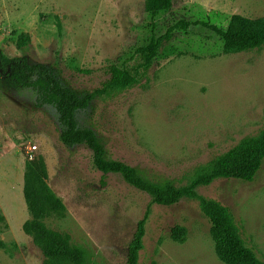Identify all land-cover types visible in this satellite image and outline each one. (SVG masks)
I'll use <instances>...</instances> for the list:
<instances>
[{"label":"rangeland","instance_id":"obj_1","mask_svg":"<svg viewBox=\"0 0 264 264\" xmlns=\"http://www.w3.org/2000/svg\"><path fill=\"white\" fill-rule=\"evenodd\" d=\"M146 2L0 0V53L52 68L80 95L101 88L111 66L125 65L139 83L94 100L78 112L79 127L97 134L108 159L136 167L151 180L184 186L199 168L264 129V46L225 55L212 30L193 25L176 32L163 48L164 58L145 72L133 53L152 36ZM237 14L263 17L264 0H175L155 35L162 37L181 20L225 28ZM20 33L31 36L27 47L18 48ZM62 130L56 109L41 105L33 90L6 83L0 88V264L45 263L23 231L31 219L23 192L26 166L37 157L67 208L65 216L52 214L45 224L86 249L85 264H126L147 210L138 264H224L199 199L155 204L121 175L99 171L87 146H65ZM197 193L231 210L246 245L264 261V164L253 182L221 179ZM175 226L188 231L182 243L171 237Z\"/></svg>","mask_w":264,"mask_h":264},{"label":"trees","instance_id":"obj_2","mask_svg":"<svg viewBox=\"0 0 264 264\" xmlns=\"http://www.w3.org/2000/svg\"><path fill=\"white\" fill-rule=\"evenodd\" d=\"M175 0H147L146 11L152 36L148 42L134 48V58L142 60L147 72L164 58L163 48L176 32H188L193 25H202L212 30L223 42V54L230 55L251 51L264 46V16L256 19L233 15L227 27L222 28L205 22L181 20L171 26L162 37L155 35L159 20L174 7ZM59 33L62 24L57 17ZM31 42L28 33L17 35L18 48L27 47ZM4 83L18 88L33 90L41 105L53 106L63 127L60 135L67 147L85 145L93 152L94 166L104 175L119 174L134 188L147 193L153 202L160 206L171 207L181 200L199 199L203 215L211 223L210 235L216 254L224 264H264L257 254L246 245L240 228L231 210L220 202L199 196L197 189L211 185L221 179L253 182L264 164V129L256 136L242 140L222 156L197 170L190 182L177 186L171 180H151L138 168L123 162L110 160L104 145L91 129L80 128L77 114L87 109L99 97L109 96L133 88L139 79L133 76L125 65L110 67V78L92 93L80 95L62 84L55 71L41 63L31 64L24 57L0 56V88ZM48 172L45 161L37 157L26 166L24 198L31 219L23 225V231L30 236L44 256V264H85L88 251L73 245L69 236L51 230L45 220L52 214L65 216L67 208L47 184ZM147 210L138 222L136 232L128 248L126 264H138L144 248ZM4 217L0 215V222ZM188 231L183 226H175L171 237L176 242H184ZM0 242V247H3Z\"/></svg>","mask_w":264,"mask_h":264},{"label":"built area","instance_id":"obj_3","mask_svg":"<svg viewBox=\"0 0 264 264\" xmlns=\"http://www.w3.org/2000/svg\"><path fill=\"white\" fill-rule=\"evenodd\" d=\"M36 149H37L36 146H34V147H29V153L31 154V153L35 152Z\"/></svg>","mask_w":264,"mask_h":264},{"label":"water","instance_id":"obj_4","mask_svg":"<svg viewBox=\"0 0 264 264\" xmlns=\"http://www.w3.org/2000/svg\"><path fill=\"white\" fill-rule=\"evenodd\" d=\"M0 56H1V53H0Z\"/></svg>","mask_w":264,"mask_h":264}]
</instances>
